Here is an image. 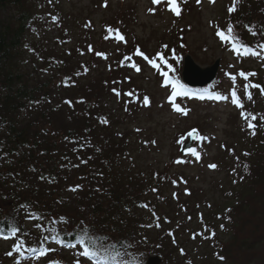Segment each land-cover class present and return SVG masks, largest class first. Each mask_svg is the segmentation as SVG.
I'll list each match as a JSON object with an SVG mask.
<instances>
[{"label": "rangeland", "instance_id": "1", "mask_svg": "<svg viewBox=\"0 0 264 264\" xmlns=\"http://www.w3.org/2000/svg\"><path fill=\"white\" fill-rule=\"evenodd\" d=\"M225 1L224 4L221 0H200V3L197 0H186V3L179 0L182 12L177 17L170 10L168 2L160 7L152 0H49L52 7L49 16L52 20L49 22L45 12L38 19L34 16L38 24L31 31L29 40L40 39L47 44L54 43V47L33 45V50L26 51L25 58L29 65L22 63L24 71L34 80H42L53 58L66 60L53 86V90L59 93H63V88L67 90L65 97L60 99L65 105L61 109L62 115L68 114V108L79 109V100L85 99L94 105V109L107 114L111 123L117 122L114 133L123 134L125 139L127 135L128 149L121 156L113 157L115 162L119 161L121 166L130 168L133 174L150 176L152 181L143 180L141 185L148 187L144 198L147 203L150 201L153 211L167 216L153 223L148 216L151 213L144 212L142 228L146 234L141 233L152 241L157 240L156 234L159 233L167 235L170 240L173 238L171 246L163 241L168 253L166 261L160 254L150 253L142 262L136 260L135 264H142L147 257L154 255L160 257L157 264H202L200 259L195 258L199 252L201 259L207 261L205 264H215L218 261L213 255H216L220 242L225 246L218 252L225 255L226 259L218 264H245L247 254L251 253L253 258L258 253L264 254V178L259 176L255 179L256 183L259 182V193L253 194L250 202L239 203L241 198L252 193L247 185L250 181L236 179L230 170L244 162L245 167L253 171L250 161L253 162L255 154L251 152L249 144L256 146L262 143L264 137L263 131L257 128L264 110V93L251 87L253 84L264 87V57L247 56V59L242 60L233 56L219 44L217 32L232 26L237 40L241 38L260 43L256 52L261 56H264V48L260 47L264 45V33L258 28L251 33L241 32L239 26L247 17L243 16L242 21L235 23L236 12L232 14L228 11L233 0ZM258 4L262 5L261 1ZM250 7V0H245L244 11ZM149 9L155 11L150 12ZM54 21L56 25L51 24ZM109 27L118 29L125 39L119 40L116 34L114 39L113 35H109ZM137 49L158 67H153L143 56L134 55ZM67 50L72 55H62ZM174 54H177L176 59L173 58ZM184 54H188L201 68L219 61L213 83H222L225 93L215 89L213 93L221 96L228 93V102L215 99V105L198 104L186 99L181 101L178 99L181 96H178L175 103L190 111L184 116L174 110L168 99L172 88L164 86L161 72H168L180 79V58ZM243 55L246 54L243 52ZM165 60L173 66L174 72L169 70ZM132 64H136L140 71L137 72ZM116 66L120 68L112 72ZM246 67L256 70L244 71L242 68ZM241 72L247 75V79L240 75ZM117 73H121L120 83L112 80ZM253 73L255 75H251ZM110 81L115 84H110ZM244 87L248 89L247 93H251V98L256 99L253 107L252 99L248 98ZM113 89L120 92L119 97ZM233 90L243 108L232 103ZM145 95L150 99V106L147 107L142 102ZM50 97L55 99L53 94ZM248 114L255 115L257 119L251 120L250 115L245 119ZM249 122L255 127H249ZM192 129H197L206 139L193 141V148H200V159H188L189 165H185L187 157H181L177 150ZM181 137L185 139L178 142ZM243 150L250 153L249 158L242 155ZM178 159L184 163H175ZM212 164L216 167L210 168ZM161 178L167 183L161 182ZM183 179L190 187V196L170 194L171 190L176 191V188H172L174 184L182 190L180 183ZM67 182H63V185ZM74 194L77 192L68 195L67 200H72ZM0 199L6 201L1 192ZM176 205L180 208H176ZM3 206L0 202V207ZM196 210H201L210 222L204 224ZM229 217L233 220V241L228 235V232L231 233L228 230ZM164 219L169 220L171 224L168 225L172 226L165 225ZM212 231L218 235L217 242L210 237ZM251 231L254 235L250 234ZM174 233L176 237H173ZM9 248L6 241L0 240V264ZM50 257H53L52 254L46 260ZM25 264L40 263L34 260Z\"/></svg>", "mask_w": 264, "mask_h": 264}, {"label": "trees", "instance_id": "2", "mask_svg": "<svg viewBox=\"0 0 264 264\" xmlns=\"http://www.w3.org/2000/svg\"><path fill=\"white\" fill-rule=\"evenodd\" d=\"M259 1L262 5L258 4ZM221 2L225 4L227 1ZM244 2L240 0L235 11V23L247 17L239 26L240 31L249 29L251 33L258 28L264 33V0H250L252 9L245 11ZM31 4L32 0H0V192L6 197V201L0 199L5 205L0 207V234L9 236L11 228L18 227L17 242L22 241L23 248L37 249L52 241L53 236L68 243L84 239L101 250L108 262L135 264L136 260L142 261V257L150 253H158L166 261L168 253L163 241L171 246L173 238L170 240L167 235L159 233L156 234L157 240L152 241L141 235L146 234L142 218L148 211L147 207L141 206L146 205L144 196L148 187L141 185L143 180L147 182L151 178L133 174L130 168L121 166L113 158L127 151V135L125 139L123 134L114 133L117 122L111 123L107 114L94 109V105L85 99L79 100V109L68 108V114L62 115L61 109L65 105L61 100L67 90L63 88V93H59L53 90V86L65 59L53 58L42 80H34L27 71H21L24 69L21 63L28 64V61H22L25 57L22 54L25 53L26 30L34 15ZM238 35L240 38V32ZM243 40L247 44L252 42ZM119 74L112 80L116 81ZM244 90L248 92L246 87ZM52 94L55 99L50 97ZM255 100L252 99V107ZM261 113L257 128L264 134V110ZM104 119L108 123H102ZM261 140L264 144V137ZM262 143L256 146L249 144L255 154L253 162L250 161L253 171L248 170L244 162L238 164L239 172L236 166L230 168L236 179L250 181L247 185L252 193L241 198L239 203L250 202L253 194L261 190L255 179L259 176L264 178ZM241 153L247 158L250 156L248 151ZM258 171L260 173H256ZM77 185L80 187L76 188ZM73 188L76 191H72ZM73 192L77 194L72 196V200H67ZM148 213H151L148 216L153 223L167 217L153 209ZM200 215L204 224L210 222L202 212ZM61 217L65 220L62 221ZM164 220L165 225L172 226ZM232 222L229 217L231 241ZM70 227L72 230L69 232ZM250 234L254 235L252 231ZM211 236L217 242V233L212 231ZM173 237H176L175 233ZM217 246L213 256L222 262L226 258L218 250L221 251L225 244L220 242ZM57 253L58 249L52 252V256ZM200 254L195 258L205 264L207 261L202 260ZM251 256V253L246 255L245 264H264V254L258 253L257 259ZM52 260L56 259H48Z\"/></svg>", "mask_w": 264, "mask_h": 264}, {"label": "snow or ice", "instance_id": "3", "mask_svg": "<svg viewBox=\"0 0 264 264\" xmlns=\"http://www.w3.org/2000/svg\"><path fill=\"white\" fill-rule=\"evenodd\" d=\"M152 2L154 4H160L162 2V0H152ZM169 6H170V10L177 16L179 17L181 15L182 9L180 7V5L177 3V0H167ZM183 2L186 3V0H183ZM212 2H214V0H212ZM238 2V0H233V5L231 7H229L228 11L229 13L235 12L236 11V3ZM197 3H200V0H197ZM106 6V4H105ZM150 12H154V9H149ZM53 19H56L55 17H53ZM109 33L113 32V29L111 27L108 28ZM233 27L232 26H228L226 29V32L223 30H220L217 32V35L221 38V40L224 41H230L232 43V48L233 51L237 53V55H239L241 53V49H243V52L245 54H247L250 49L246 46V45H237L236 44V37L233 35ZM116 35L118 37L119 40L123 41L125 38L123 35H121L119 33V30L116 29L115 30ZM253 35H255V33H253ZM261 48H264V45L260 46ZM89 50H91V46H89ZM136 54L143 56L145 60H148L149 63L152 64L153 67H158L152 60H150L143 52H141L139 49L136 50ZM251 54L253 56H259L260 53L255 52V51H251ZM97 55H101L103 56V53H97ZM174 59H176L175 54H174ZM126 59H131L130 57H127ZM165 64H167V61H164ZM178 62V60H177ZM133 68L136 69L137 72L140 71V68L136 65V64H132L131 65ZM167 67L169 68V70L171 71H175V69H173V66L171 64H167ZM161 75H163L165 77V85H171L172 87V93L169 96V101L172 103V107L174 108L175 111H177L178 113L187 116L189 113V109L187 108H183L181 107L179 104L175 103V99L178 96H197L199 99H204L205 98V93L207 90H205L204 92H198V91H194L190 88H188V86L186 84L181 83L178 79H175L174 77H170L168 72H161ZM241 76H243L245 79H247V75L243 72L240 73ZM251 75H255L254 73ZM233 80H235V77H232ZM252 88H258L260 89L261 93H264V87H261L259 84H253L251 85ZM114 92H116V95L119 97L120 96V92L116 91L115 89H113ZM126 95H133L132 93H127ZM248 98L251 99V93H247ZM208 98L210 99H216V100H222V99H228V97L226 96H221V95H212V94H208ZM231 98H232V103L237 105L238 107L243 108L242 103L240 102L239 97L237 96L236 92L233 90L231 93ZM142 102L143 105L145 107L150 106V99L147 95H145L142 98ZM67 103H71L70 101H68ZM242 115H244V113H242ZM251 116V120H256L257 117L253 114H248L245 116V119H248V116ZM102 123H108V121L106 119L102 120ZM249 127H255V125H253L251 122H249ZM139 131V130H137ZM253 134H255L253 132ZM188 137H192L194 139L197 140H203L206 139V137L200 135L198 133L197 129H192L191 131H189L187 133ZM185 138L181 137V140L178 142H183ZM152 143H155V141H152ZM188 152L191 153L193 156L196 157L197 160L200 159V154L198 152H196L194 149H188ZM175 163L180 164V163H184L183 160H176ZM210 168H215L216 165L212 164L209 165ZM173 183H175V181H173ZM80 186L77 185L76 188H79ZM76 188H73L72 191H76ZM153 191H155V189H153ZM142 207H147V205H141ZM61 220H65V218L61 217ZM159 226V224H157V227ZM37 227H39V225H37ZM20 231V229L18 227H13L11 228V236L15 237L17 236V233ZM0 238L3 239H9V236L4 235V236H0ZM53 241L56 244L61 245L62 247H69V248H74L77 245L76 244H71V243H66L63 239L59 238L58 236H53L52 237ZM79 244L82 247V251L79 253V256L82 258H85L87 261L92 262V264H107V257L104 256L101 252V250L94 248L91 244L87 243L84 239H80L79 240ZM13 251L15 253H18L19 255L23 256L24 255V251H23V242H17L14 245ZM13 251H10L8 253H6V255L8 256H12L13 255ZM28 251L36 253L37 254V258L39 257H43L45 255H47L49 252H54L55 249L53 248H48V247H43L40 248L39 251H37V249L35 248H29ZM221 259H223V257H221ZM17 264H20L19 261H17ZM49 264H62L61 261L58 260H54V261H50ZM75 264H81V260L77 259ZM123 264H128L127 261H124Z\"/></svg>", "mask_w": 264, "mask_h": 264}, {"label": "water", "instance_id": "4", "mask_svg": "<svg viewBox=\"0 0 264 264\" xmlns=\"http://www.w3.org/2000/svg\"><path fill=\"white\" fill-rule=\"evenodd\" d=\"M217 66L218 61H215V63L209 67L201 68L194 64L189 56H185L182 59V79L186 84L190 86H203L204 84H207L212 81L216 74ZM192 139L193 138L190 137L189 140L184 144L181 150L182 153L185 152L190 146ZM158 261L159 260L157 257H150L147 260L146 264H157Z\"/></svg>", "mask_w": 264, "mask_h": 264}, {"label": "bare ground", "instance_id": "5", "mask_svg": "<svg viewBox=\"0 0 264 264\" xmlns=\"http://www.w3.org/2000/svg\"><path fill=\"white\" fill-rule=\"evenodd\" d=\"M262 18L264 19V17H262ZM246 31L248 32L249 29H246ZM235 42H236L237 45H241V44L242 45H246L250 49V51L246 55H252L251 54V51H255L256 52L258 46L260 45V43H256V42H252L251 44H247L248 42L247 41H244L242 39L241 40L240 39L239 40H236ZM225 49L228 50L230 53L233 52L234 55H237V53L233 51L232 45L231 46H226ZM242 54H243V49H241V53L239 55H242ZM262 55H264V54H262ZM255 57H258L259 58V57H261V55L255 56ZM222 87H224V85L222 83L218 82V85H217V89L216 90H218V89H220Z\"/></svg>", "mask_w": 264, "mask_h": 264}]
</instances>
